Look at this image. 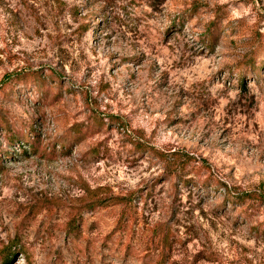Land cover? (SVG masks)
<instances>
[{
  "label": "rangeland",
  "instance_id": "rangeland-1",
  "mask_svg": "<svg viewBox=\"0 0 264 264\" xmlns=\"http://www.w3.org/2000/svg\"><path fill=\"white\" fill-rule=\"evenodd\" d=\"M133 140L194 161L168 176ZM209 174L261 201L228 203ZM108 196L125 200L90 203ZM162 247L264 264V0H0V264H159Z\"/></svg>",
  "mask_w": 264,
  "mask_h": 264
},
{
  "label": "trees",
  "instance_id": "trees-1",
  "mask_svg": "<svg viewBox=\"0 0 264 264\" xmlns=\"http://www.w3.org/2000/svg\"><path fill=\"white\" fill-rule=\"evenodd\" d=\"M53 76L55 79L57 76L54 73L50 74ZM17 79H23V78H30L31 81L34 83V87L37 89L41 99H47V84H46V79L48 78V75L42 74L39 70H29L25 73L22 74H17L16 75ZM7 81V79H6ZM7 82H4L5 84ZM60 86V85H57ZM45 93V94H44ZM112 123L111 118H108L107 120H104L103 118H100L96 115L93 114V119L91 122V125H93L95 128L99 126H104L105 124ZM8 135L6 136V139L9 141V143L12 142H17L18 140H21L23 142H27L31 147H35V143L29 141V136L31 132L27 133H13L8 131ZM84 134L81 133L80 129H75L72 132L68 133L67 137H65L64 141H72V139L75 140V143H78L79 139H82ZM34 136V135H33ZM74 142V141H73ZM69 144H65L60 142V151L63 152L64 154H68L70 146ZM132 145L134 146V150H136L138 153L141 152H146V153H151L154 154L156 158H158L164 165V169L168 176H173V177H179L180 174H183L186 169L189 167L190 164H192L193 157L187 153H183L180 151H159V150H154L151 147H147L144 145V143H141L137 140H133ZM147 145V144H146ZM54 149V148H53ZM208 179L204 183V186H209L210 188H214L215 190L223 189L224 191V199L231 204H247L248 206H253L255 202L261 201V194L256 193V192H240L239 190H235V188L228 186L221 178L214 176L213 174H209L207 177ZM89 193V190H87ZM92 192V191H91ZM90 192V193H91ZM96 199H93L90 203L92 206L100 205V204H120L124 202V198L119 197V196H108V197H94ZM248 212L245 211L244 215H247ZM167 243L166 242H163ZM163 247L161 249V257L159 264H166L167 263V253L164 252ZM8 258L10 257V254L7 256ZM5 256V258H7Z\"/></svg>",
  "mask_w": 264,
  "mask_h": 264
}]
</instances>
